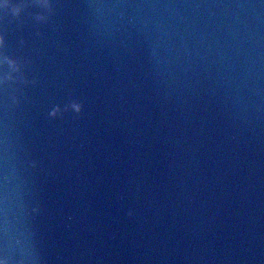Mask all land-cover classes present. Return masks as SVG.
Instances as JSON below:
<instances>
[{
	"label": "water",
	"instance_id": "obj_1",
	"mask_svg": "<svg viewBox=\"0 0 264 264\" xmlns=\"http://www.w3.org/2000/svg\"><path fill=\"white\" fill-rule=\"evenodd\" d=\"M0 264H264V0H0Z\"/></svg>",
	"mask_w": 264,
	"mask_h": 264
},
{
	"label": "clouds",
	"instance_id": "obj_2",
	"mask_svg": "<svg viewBox=\"0 0 264 264\" xmlns=\"http://www.w3.org/2000/svg\"><path fill=\"white\" fill-rule=\"evenodd\" d=\"M76 109H77V111H80V106L77 105V106H76Z\"/></svg>",
	"mask_w": 264,
	"mask_h": 264
}]
</instances>
